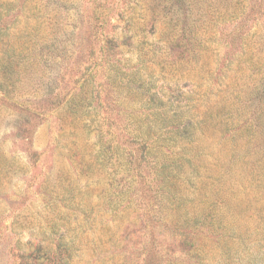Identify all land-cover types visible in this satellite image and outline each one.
Listing matches in <instances>:
<instances>
[{
	"label": "rangeland",
	"instance_id": "obj_1",
	"mask_svg": "<svg viewBox=\"0 0 264 264\" xmlns=\"http://www.w3.org/2000/svg\"><path fill=\"white\" fill-rule=\"evenodd\" d=\"M161 101L194 114L207 162L203 189L177 182L178 208L128 161L136 118ZM202 190L218 237L180 228ZM263 252L264 0H0V264Z\"/></svg>",
	"mask_w": 264,
	"mask_h": 264
},
{
	"label": "trees",
	"instance_id": "obj_2",
	"mask_svg": "<svg viewBox=\"0 0 264 264\" xmlns=\"http://www.w3.org/2000/svg\"><path fill=\"white\" fill-rule=\"evenodd\" d=\"M164 105L163 101L158 106L146 105L143 116L136 118V131L129 134V144L136 145L130 147L135 149L137 156L132 154L128 161L137 164L145 162L149 165L151 170L148 175L157 184L158 195L164 202L178 208L182 202L177 195L180 190L177 182L191 181L203 189L209 176L205 169L207 162L194 145L193 131L198 125L197 122L193 123L194 114L179 104L173 108ZM109 146L112 149L118 145L111 143ZM198 194L202 195L200 200L204 204L205 212L193 219L192 229L187 222L184 227H179L184 229L182 232H191L196 236L204 233L218 237L219 220H216L211 211L214 208L213 198L203 190Z\"/></svg>",
	"mask_w": 264,
	"mask_h": 264
}]
</instances>
